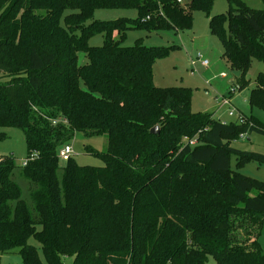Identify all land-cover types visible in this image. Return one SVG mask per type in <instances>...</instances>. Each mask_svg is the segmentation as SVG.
I'll return each mask as SVG.
<instances>
[{"label": "trees", "instance_id": "trees-1", "mask_svg": "<svg viewBox=\"0 0 264 264\" xmlns=\"http://www.w3.org/2000/svg\"><path fill=\"white\" fill-rule=\"evenodd\" d=\"M227 2L210 15L213 0H0V127L23 132L27 159L0 156L1 255L21 264H264V181L230 162L264 163V152L231 143L264 135L263 122L193 112L189 86L153 82V63L169 48L121 44L129 28L190 30L202 10L243 88L253 60L264 65V8ZM98 8L137 15L86 24ZM97 33L102 45H89ZM248 104L264 111V71ZM78 132L106 137L104 151L84 146L103 165L58 158Z\"/></svg>", "mask_w": 264, "mask_h": 264}, {"label": "rangeland", "instance_id": "rangeland-1", "mask_svg": "<svg viewBox=\"0 0 264 264\" xmlns=\"http://www.w3.org/2000/svg\"><path fill=\"white\" fill-rule=\"evenodd\" d=\"M249 7L255 9L264 8V0H241ZM228 9L227 0H213L209 10L210 15L225 13ZM193 20L190 30L176 32L173 29H155L147 30L145 28H129L121 40L124 46L133 45L137 39L146 46H157L169 48L167 53L155 59L152 71L153 82L161 87L171 86H189L192 90L191 109L193 112H208L215 114L214 117L225 121L234 120L240 113L245 117V121L250 114L256 115L264 124V111L252 108L248 104V95L254 85L255 77L258 71H264V65L253 60L250 69L246 74L248 84L235 92L230 93V87L235 84L239 71L232 69L224 57V49L221 39L212 34L209 30L208 16L202 10L192 12ZM135 9H106L98 8L94 11L92 17L86 21V24L94 20H111L118 17H136ZM116 36V33L113 34ZM104 40L102 33L91 36L88 44L91 46L102 45ZM201 54L207 61L208 66L203 67L199 64L192 70L189 59ZM87 62L83 53L79 54V63ZM224 73L226 78L219 75ZM208 81L210 84H206ZM228 98L232 107L235 109L234 117H229L227 112L230 109L227 106L217 109L221 98ZM0 132H4V138L0 140V156H10L17 165L26 157V147L23 132L15 127H0ZM232 145L239 149L264 152V135L253 132L249 135L241 133L234 137ZM73 148L72 156L80 165L101 166L103 161L99 156L87 153L84 146L90 145L95 150L104 151L107 146V139L103 135L86 137L82 133H76L71 140ZM231 168L238 172L264 181V163L248 161L241 166L235 165V157L230 158ZM14 179L22 189V196L29 201L27 190L28 181L19 175L18 169L14 171ZM264 223V222H263ZM34 245H38L34 239H30ZM258 242L264 248V225L262 234ZM210 263L214 261L210 259ZM0 264H21V257L16 253L0 254ZM63 264H72L71 257H64Z\"/></svg>", "mask_w": 264, "mask_h": 264}, {"label": "built area", "instance_id": "built-area-1", "mask_svg": "<svg viewBox=\"0 0 264 264\" xmlns=\"http://www.w3.org/2000/svg\"><path fill=\"white\" fill-rule=\"evenodd\" d=\"M178 2H181V0H177ZM190 65L192 66V70L195 69L196 65L199 64L203 67H207L208 66V61L199 53L197 54L194 58L189 59ZM221 78H226V75L224 73H221L219 75ZM206 84H210L208 81L205 82ZM236 89H240L239 88V84L235 81V84L232 85L230 87V93L235 92ZM227 106L230 109L228 110L227 114L229 117H234V111L235 109L232 107L230 101L228 98H224L222 97L221 100L219 101V106L217 107V109ZM241 113V112H240ZM238 114L237 117H235V121L240 122H244L245 121V117L243 116V114ZM215 115V114H214ZM214 115L212 114V116L214 117ZM219 119V117L217 118ZM223 124L227 123L228 121L219 119ZM244 135V134H242ZM184 143H189L190 145L195 144V139L194 138H187L184 137L182 140ZM73 153V148L71 143L69 144H65L64 146H62L59 151H58V158L61 161H66L70 156H72ZM1 160V158H0ZM27 163V159L24 158V160L21 162V165H25Z\"/></svg>", "mask_w": 264, "mask_h": 264}, {"label": "water", "instance_id": "water-1", "mask_svg": "<svg viewBox=\"0 0 264 264\" xmlns=\"http://www.w3.org/2000/svg\"><path fill=\"white\" fill-rule=\"evenodd\" d=\"M158 125H155V126H153L151 129H150V132L151 133H157L158 132Z\"/></svg>", "mask_w": 264, "mask_h": 264}, {"label": "crops", "instance_id": "crops-1", "mask_svg": "<svg viewBox=\"0 0 264 264\" xmlns=\"http://www.w3.org/2000/svg\"><path fill=\"white\" fill-rule=\"evenodd\" d=\"M256 116V115H255ZM257 117V116H256ZM258 118V117H257ZM259 119V118H258ZM263 225H264V223H263ZM263 225H262V229H261V233L260 234H262V231H263Z\"/></svg>", "mask_w": 264, "mask_h": 264}]
</instances>
